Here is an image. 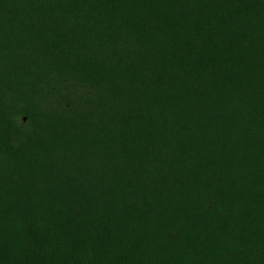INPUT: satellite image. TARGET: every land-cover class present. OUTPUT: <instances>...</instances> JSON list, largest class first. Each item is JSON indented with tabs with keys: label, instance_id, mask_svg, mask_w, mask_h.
Returning <instances> with one entry per match:
<instances>
[{
	"label": "trees",
	"instance_id": "16d2710c",
	"mask_svg": "<svg viewBox=\"0 0 264 264\" xmlns=\"http://www.w3.org/2000/svg\"><path fill=\"white\" fill-rule=\"evenodd\" d=\"M0 264H264V0H0Z\"/></svg>",
	"mask_w": 264,
	"mask_h": 264
}]
</instances>
